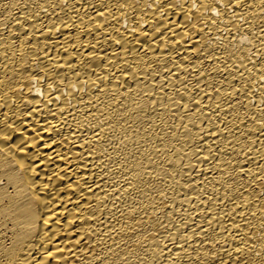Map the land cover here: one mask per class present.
Returning a JSON list of instances; mask_svg holds the SVG:
<instances>
[{
	"label": "bare ground",
	"instance_id": "obj_1",
	"mask_svg": "<svg viewBox=\"0 0 264 264\" xmlns=\"http://www.w3.org/2000/svg\"><path fill=\"white\" fill-rule=\"evenodd\" d=\"M0 264H264V0H0Z\"/></svg>",
	"mask_w": 264,
	"mask_h": 264
}]
</instances>
